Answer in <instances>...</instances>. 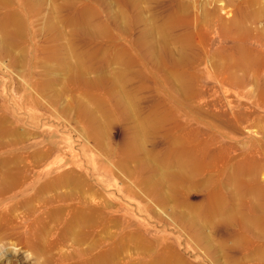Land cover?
<instances>
[{
	"label": "rangeland",
	"instance_id": "rangeland-1",
	"mask_svg": "<svg viewBox=\"0 0 264 264\" xmlns=\"http://www.w3.org/2000/svg\"><path fill=\"white\" fill-rule=\"evenodd\" d=\"M151 1L0 0V264H264V67L169 64Z\"/></svg>",
	"mask_w": 264,
	"mask_h": 264
},
{
	"label": "bare ground",
	"instance_id": "bare-ground-1",
	"mask_svg": "<svg viewBox=\"0 0 264 264\" xmlns=\"http://www.w3.org/2000/svg\"><path fill=\"white\" fill-rule=\"evenodd\" d=\"M155 2L159 6V12H163L162 20L158 24L159 30L163 35H174L183 44L176 57L169 51L164 52L169 64L183 68L200 65L202 57L207 61L206 56L209 55L211 48L206 43V37L212 33V42L218 41L220 44L213 49L214 57H219L224 67L242 69L264 67V39L250 34L247 26V20L251 16L262 14L264 0H155ZM257 4H261L262 7L255 9ZM189 7L192 9L191 13L188 12ZM200 9L203 11L201 16ZM154 116L144 118L145 130L158 122L155 121L158 117ZM127 145L133 151L140 146L134 136ZM166 156L174 157L177 165L188 173L194 172L197 168L191 152L177 147ZM242 172L239 170L236 175L240 176L244 173ZM219 203L216 209L221 207Z\"/></svg>",
	"mask_w": 264,
	"mask_h": 264
}]
</instances>
